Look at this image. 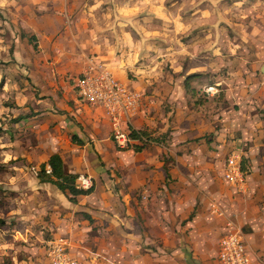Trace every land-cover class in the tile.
<instances>
[{"label": "rangeland", "instance_id": "374dc122", "mask_svg": "<svg viewBox=\"0 0 264 264\" xmlns=\"http://www.w3.org/2000/svg\"><path fill=\"white\" fill-rule=\"evenodd\" d=\"M94 1L95 6L102 9H105L103 6L116 2V0H106L104 3H101V0ZM133 1L136 2V6L133 7L132 14L139 18L144 16L149 18V20L141 19V22L143 26L147 21L155 26V30L148 34L153 35L150 39L156 44L162 43L159 49L163 53H160L158 58H154L152 70L155 78L143 84L141 89L142 110L137 112L139 118L136 119L137 123L140 122V126L136 128L146 132L147 142L142 149H119L112 141L110 123L98 108L89 104H82L80 107L79 117L83 119V125L76 123L79 127L84 126L85 130L87 127L91 128L92 135L90 131H85L89 142L90 139L99 140V149L94 153L105 156L106 170L109 179H112L113 189L117 190L126 184L132 193L142 194L149 190L158 193L152 206L151 200H148L149 206L145 210L130 208L128 212L136 215L139 222L146 217L151 229L149 234L158 242L140 243L139 247L149 252L154 264H163L164 261L156 258V254L168 253L170 256L171 252L167 245L169 242L178 245L179 234L186 235L183 241L188 244L186 248L188 253L186 250L182 251L183 262L177 259L181 264H218L214 255L218 234L222 231L220 227L222 217L216 216L211 211V203L221 207L224 214L233 218L234 223L242 233H245L250 227L236 222L237 207L242 204L240 199L245 195L249 199L246 200L247 211H245L248 217L264 216V179L256 176L253 183L250 180L248 183L246 179L244 185L235 187L225 182L222 177L223 160L229 147L242 151L247 148V144L244 145L237 140L242 127L246 125L245 123L242 125L239 121L241 115L236 114L238 105L231 109L232 106L224 97L223 80L217 85V92L207 95L202 91V86L209 83L203 82L205 76L200 80L202 84L196 86H191L192 80L195 79L192 78L188 80L186 86L181 87L184 91L174 90L173 97L168 98V70H170L168 65L172 60L181 62L183 59L181 56L172 59L171 54H168L170 49L168 24L171 22L168 16L170 12L191 11L192 7L198 5L197 0H153L152 6L158 5L152 14L147 11L148 6L151 5L148 0ZM8 6H12V3L0 1V218L4 221L0 225V264H49L44 246L45 240L51 236H62L69 240L71 252H74L81 264H85V261H88L86 254L76 255L74 250L77 248L84 250L81 245L92 247V240H95L97 233L79 227L80 224L76 222L75 216L89 222L91 220L77 212L71 216L64 205L66 204L64 194L47 193L45 197L41 196L35 186L36 181L32 178L31 173L35 175L34 170L38 171L39 164L43 162L39 161V156L42 151L44 152L43 145L46 144V139L54 133L55 121H52L54 120L52 115H48L47 118H39L42 117L40 114V116L35 115L39 110H34L35 107L30 104L36 102L35 98L44 95L39 96L35 85L31 83L29 72L31 74L32 72L24 64V60L30 61L31 58L38 60L33 71L35 73L42 71L50 75L51 82L46 83L50 88V95L55 94L54 96L59 98L61 103L64 102L63 105L72 106L75 102L70 94L72 77L86 65L92 52H89L85 61L70 68L62 67L63 71L59 74V67L55 64L62 62L55 57V52L52 53L53 49H50V53L46 49L48 53L39 55L38 47L34 46L36 41L32 42L34 38L27 36L18 25L16 27L10 21L11 15L6 8ZM16 9L17 16L23 12L20 11L19 6ZM130 26L133 31L126 37H132L135 41L138 33L134 34L135 27ZM176 39H180L179 34ZM41 47L43 49V44ZM225 49L222 50L224 55L229 52L228 48ZM174 53L182 54L180 51ZM35 56L37 58H34ZM55 69L58 71L56 72ZM31 99L33 100L30 101ZM51 108L53 110L50 111L54 114L65 112L59 101ZM262 112V110L258 111L259 114ZM235 119L238 120L237 127L234 125ZM46 120L49 122V128H45ZM184 129H190L196 135L171 143L170 131L180 135ZM54 136L61 145L71 140L80 143L76 136L70 138V141L65 140L60 134ZM260 150L261 148L258 151ZM242 164L244 170L248 172L250 164L245 157ZM117 177L125 179V183L122 184ZM91 186H93L92 181ZM162 191L169 194L177 193L176 196L182 202L193 197L194 209L188 211L189 213L181 220L178 215L174 219L176 213L174 212L172 217L168 207L166 212L157 210L156 208H160L164 200L169 202L168 194ZM113 206L103 209L104 212L113 217L119 214V219L122 218L121 211L117 206ZM196 213L197 217L193 225V235L196 239V248H194L189 239L190 232L182 224ZM142 229L145 230L146 226H140L139 235H142ZM261 233L262 230H258L255 235L258 239H262L264 244V235L262 236ZM97 246L96 243L94 247ZM113 246L114 243H105L102 247L113 250ZM254 251L264 260L261 247H257ZM170 257L175 260L174 256Z\"/></svg>", "mask_w": 264, "mask_h": 264}, {"label": "crops", "instance_id": "0c3cea01", "mask_svg": "<svg viewBox=\"0 0 264 264\" xmlns=\"http://www.w3.org/2000/svg\"><path fill=\"white\" fill-rule=\"evenodd\" d=\"M0 1L12 3V6L6 7L11 15L10 21L14 23V26L18 25L27 33V36H33L32 42L36 41L35 46L38 47L39 55L43 56L48 51L50 53L51 48L53 49L52 53L55 52V57L62 62V64L54 62L59 67V74L60 71H63L62 67L70 68L79 64L85 61L89 52H92L91 58L105 63L121 81L136 88L141 93V97L143 84L153 81L155 78L152 67L155 63L154 58H158V55L162 53L159 49L162 43L156 44L150 39L153 35L148 33L155 30V26L150 25L151 23L148 21H143L145 25L143 26L141 19L149 20V18L145 16L139 18L132 14L133 7L136 6V2L133 0H126L130 1L129 3H126L125 0H116L112 5L103 6L105 9L95 6L94 0ZM105 1L101 0L100 2L104 3ZM148 2L151 4L153 0H148ZM197 3L198 5L195 8L192 7L191 11L170 12L168 16L171 21L168 24V47L170 46L168 54H171L172 59L178 56L183 58L181 62L168 60L170 61L168 65L170 67L168 70V98L173 97L174 90L179 91L192 78L195 79L192 80L191 86L202 84L200 80L203 79V76H205L203 82L216 83L217 85L221 84L223 80L224 97L232 106L231 109L236 104L238 105L236 114L237 116L241 115L239 121L242 125L243 123L246 125V127H242L240 124L242 129L237 140L244 145L247 144V148L243 151V157L246 158L250 166L249 171H245V178L248 179V183L249 180L253 183L256 176L264 179V171H262L264 169V0H197ZM156 5H149L147 11L151 14L154 13ZM17 6L20 7V11H23L18 16L15 14ZM138 6L140 4L137 5V8ZM134 16L135 19H133ZM130 25L135 27L134 34L138 33V38L135 41L132 37H126L133 31ZM178 34L179 40L176 39ZM42 44L43 49H41ZM225 48H228L229 51L226 55L222 54V50H226ZM179 51L182 53L181 55L174 53ZM37 62L38 60L32 58L30 61L24 60V64L32 72V74L29 72L31 83L35 85L39 96L44 95V97L35 98L36 102H31L30 105L35 107L34 110H39L35 114L42 115L39 118H47L48 115H52L54 117L52 121H55L53 123L54 133L46 139V144L43 145L45 149L40 154L39 161H45L50 153L56 152L68 172L89 174L93 183L89 192L77 194L75 200L70 201L66 194L55 185L48 181H40L36 178V174L31 173L32 178L36 181L35 186L39 194L43 197L47 193L64 194L66 203L64 205L71 216L77 212L91 220L89 222L75 216L76 222L80 224L79 227L97 233L95 240H92V247L81 245L84 250L80 248L74 250L76 255L86 254L90 264H154L149 252L143 251L139 246L140 243H157L158 241L149 234L151 229L146 217L139 222L136 215L128 212L130 208L138 211L145 210L149 206L148 200H151L152 206L153 201L157 199L155 195L158 193L150 190L142 192V194L132 193L126 184L117 190L112 188V179H109L106 170L105 156H98L94 153L99 149V140L90 139L91 142H89L85 133L91 132V128L87 127L85 130L84 126L79 127V124L83 125V119L81 120L79 117L80 107L86 103L76 98L72 87L73 94H70L73 101L76 102L72 106L63 105L64 102L61 103L53 92L51 93L55 96L50 95V88L46 85L51 82L50 75H47L46 72L44 74L42 71L35 73L33 68ZM55 71L58 70L55 69ZM191 74L196 75L186 80V76ZM181 91H184V88ZM33 97L31 96V98ZM57 101L65 110L59 115L50 111L51 106H56ZM141 110L140 106L138 111L141 112ZM259 110L263 111L262 114L258 113ZM68 116L75 120L69 119ZM138 116L135 115L133 118L132 126L134 127L140 126V122L137 123L136 120L139 118ZM237 121V119L234 120L235 127L238 125ZM48 125L49 122L46 120L45 128H49ZM54 134L63 135L65 140H69L72 135H75L80 143L70 139V142L61 145ZM90 134L92 135V132ZM194 135L196 134L190 129H184L180 135L170 131V142L183 141ZM142 148L143 146L139 149ZM260 148L261 150L258 151ZM117 180H120L122 184L125 183V179L117 177ZM163 193L168 194L169 202L164 200L162 206L156 209L166 212L168 207L171 216L174 212L176 213L174 219L178 215L181 220L185 214L189 213L188 211L194 209L195 200L193 197H190L189 202L190 198L182 202L175 192L174 194L172 192L169 194L166 191ZM160 194L163 198V194L161 192ZM240 200L242 204L237 207L235 220L239 225L247 224L250 227L243 233L246 245L251 251L261 247L264 252L262 239H258L255 235L258 230H262L261 235H264V216L248 217L245 211H247L246 200L249 199L243 195ZM113 205L121 211L122 218L119 219V214L113 217L104 212L103 209H109ZM196 217L197 213L182 224L190 232L188 235L194 248H196V239L193 235V225ZM221 223L220 227L223 229V219ZM142 225L146 226V229H142V235H139ZM184 236L186 237V235L179 234L178 245L173 242H169L167 245L171 252L170 256H174L175 260L168 256V253L156 254V258L164 260L163 264H181L177 259L183 262L182 251H187L186 248H188V244L183 241ZM186 241L188 242V239ZM104 242L114 243L113 250L102 247ZM96 243L98 246L94 247ZM216 245L217 241L215 253ZM67 250L71 256L76 257L74 252H71L69 240ZM214 257L217 261L215 255ZM88 261H85V264H88Z\"/></svg>", "mask_w": 264, "mask_h": 264}, {"label": "built area", "instance_id": "2783aa9c", "mask_svg": "<svg viewBox=\"0 0 264 264\" xmlns=\"http://www.w3.org/2000/svg\"><path fill=\"white\" fill-rule=\"evenodd\" d=\"M72 88L76 98L98 108L110 123L112 141L119 149L143 146L147 142L146 135L132 126L133 118L141 106V93L121 81L101 60L89 58L86 65L72 77ZM202 91L212 95L217 92V84H204ZM242 161L243 151L230 146L222 166L225 182L235 187L244 185L246 178ZM44 171L49 172L47 164L44 165ZM91 181L89 174L78 172L73 185L86 189L91 186ZM211 211L222 217L224 222L216 245L218 264H264L259 254L247 247L244 234L233 219L226 216L224 210L215 203H211ZM67 245L68 240L62 236H51L45 240L44 253L49 264H81L69 254Z\"/></svg>", "mask_w": 264, "mask_h": 264}, {"label": "trees", "instance_id": "16d2710c", "mask_svg": "<svg viewBox=\"0 0 264 264\" xmlns=\"http://www.w3.org/2000/svg\"><path fill=\"white\" fill-rule=\"evenodd\" d=\"M30 37H33V36H30ZM194 75L196 74L188 75L186 76L185 79L187 80L189 77H192ZM131 132L134 133L133 130H131ZM141 132L146 135V132H144L143 130H141ZM74 137L75 135H72L71 139ZM140 147H141L140 145L133 146V148H136V149H139ZM45 164L49 166V172L44 171ZM75 175L76 173H71L66 170V167L64 163L62 162L61 157L56 152L50 153L47 156L46 160L39 164V169L36 172V176L38 180L48 181L52 183L58 189L63 191L66 194L68 200L70 201H74L75 196L77 194L87 193L92 189V186L86 189L76 188L73 185ZM3 222H4L3 219L0 218V225L3 224Z\"/></svg>", "mask_w": 264, "mask_h": 264}]
</instances>
